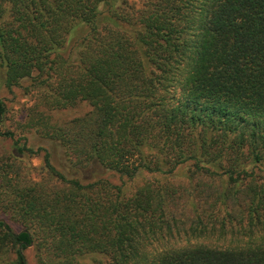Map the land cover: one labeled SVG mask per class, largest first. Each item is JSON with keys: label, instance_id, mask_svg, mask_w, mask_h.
<instances>
[{"label": "trees", "instance_id": "obj_1", "mask_svg": "<svg viewBox=\"0 0 264 264\" xmlns=\"http://www.w3.org/2000/svg\"><path fill=\"white\" fill-rule=\"evenodd\" d=\"M23 80L51 111L91 110L32 122L70 178L3 134L0 213L21 230L0 222V264L29 247L37 264H264V0H0V86ZM91 166L159 178L75 177Z\"/></svg>", "mask_w": 264, "mask_h": 264}, {"label": "rangeland", "instance_id": "obj_2", "mask_svg": "<svg viewBox=\"0 0 264 264\" xmlns=\"http://www.w3.org/2000/svg\"><path fill=\"white\" fill-rule=\"evenodd\" d=\"M0 102L4 105V113L0 117V160L7 159L11 155L14 151V140H18L19 144L25 143L27 147L33 150L40 148L46 149L49 152L51 164L68 178L72 177L73 173L68 171L65 166L61 148L43 138L37 132L39 129H36L32 125V122L35 117L41 115L50 117L53 123L66 122L85 115L91 110L90 106L86 103H78L69 109L51 111L39 103L37 93L33 89L30 80H23L20 87H15L11 91L0 86ZM6 132H12L15 136L14 140L3 136ZM42 155L43 152H40L37 156H32L24 160L25 164L32 168L34 179L39 178V168L42 166ZM184 171L182 170L178 173L175 181L180 182ZM75 177L79 179L103 177L114 185L124 183L125 188L130 191L135 190L145 180L159 178V176L143 174L132 180H121L117 174L99 170L96 166L85 169L83 174H77ZM0 220H3L6 225H9L15 233L21 230L19 225L13 223L1 213ZM24 255L27 264H37L31 247L24 251Z\"/></svg>", "mask_w": 264, "mask_h": 264}, {"label": "water", "instance_id": "obj_3", "mask_svg": "<svg viewBox=\"0 0 264 264\" xmlns=\"http://www.w3.org/2000/svg\"><path fill=\"white\" fill-rule=\"evenodd\" d=\"M0 222H1V223H3V225L5 226V223H4V221H3V220H0Z\"/></svg>", "mask_w": 264, "mask_h": 264}]
</instances>
